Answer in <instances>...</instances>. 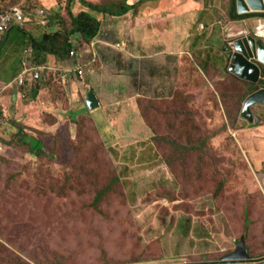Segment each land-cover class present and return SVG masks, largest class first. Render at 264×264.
Instances as JSON below:
<instances>
[{"label":"rangeland","instance_id":"rangeland-1","mask_svg":"<svg viewBox=\"0 0 264 264\" xmlns=\"http://www.w3.org/2000/svg\"><path fill=\"white\" fill-rule=\"evenodd\" d=\"M82 5L76 1L73 12L89 9ZM17 6L26 15L21 28L28 35L15 28L0 39V264H121L136 253L147 260L159 255V238L174 241L175 257L183 249L181 254L196 249L191 260L216 257L220 249L235 247L247 218L252 236H245L246 246L264 252V131L257 127L264 125V106H251L259 123L240 117L249 94L238 109L245 85L226 72L230 55L223 53L243 34L238 31L244 24V34L256 36L263 18L234 21L225 13L220 44L205 49L210 58L204 51L213 64L224 63L223 74L210 71L204 81L197 60L198 71L185 68L191 81H180L178 96L167 98H156L161 92L154 91L160 83L167 88L166 80L173 83L164 62L126 58L119 47L125 39L115 41V29L102 28V36L117 43L97 50V64L115 74L130 71L141 94L133 98L158 152L125 172V158L107 146L93 119L81 115L89 112L87 105L83 110L81 100L70 103L61 96L50 103L59 94L55 79L43 94L40 89L51 78L46 74L32 88L8 86L29 61V35L42 39L71 23L68 0H0V13ZM89 55L85 60H94ZM57 114L63 115L55 125ZM19 130L42 141L41 157L20 143ZM109 172L121 184L113 185ZM100 190L105 192L97 200Z\"/></svg>","mask_w":264,"mask_h":264},{"label":"crops","instance_id":"crops-1","mask_svg":"<svg viewBox=\"0 0 264 264\" xmlns=\"http://www.w3.org/2000/svg\"><path fill=\"white\" fill-rule=\"evenodd\" d=\"M138 1L129 0V3L134 4ZM225 1H229L227 6H224L223 2L219 5L221 0H153L144 2L138 8L132 9L123 16H112L91 9H82L81 12L89 11L92 13L102 21V28L115 29L117 34L115 41H117V38L125 39V41L122 40L126 45L122 49V54L126 58L164 62L163 65L167 67V70H171L170 74L173 83L169 84L168 80H166L169 85L167 88L164 83H160V85L155 86L154 91L156 93L161 92V95L156 98H167L178 92L177 87L180 85V81H182V84L191 81L190 76L185 73V68L189 67L198 71L194 66L197 64V60L199 64H203L201 66V76L204 81H207L206 74L208 71L216 72L218 75L223 74L224 63H222L223 66L213 64L211 59L204 57V51L209 47L215 48L217 43H219L220 35L222 34L219 30L223 28L221 23L224 19V14H229L230 12L231 0ZM203 21L209 23L208 26ZM261 23L263 24L264 21ZM244 26L238 33L246 32V24ZM224 29H227V27H224ZM204 30H206L205 34H202L201 31ZM212 30L214 31L212 32ZM115 41L102 36L101 32L96 41H94L95 43L97 42L95 47H92V45L87 47V55H92V53H89L90 51L98 55L99 49L104 52V49H108L107 45L110 44L114 48L117 43ZM231 51V47L228 49L224 48L223 53L226 58L231 55ZM25 53L29 59L28 62H33L30 52L27 50ZM205 53L206 57L210 58L211 55L207 56L208 50ZM92 60L82 61L86 68V74L83 80H79L72 71L77 63L75 60H63L54 56L49 57L50 65L54 67L53 70L60 73L64 83V92L67 94L70 103H75V100L79 99L81 100L80 102H83L79 108L84 109L88 92L90 90L95 92L99 100V106L93 111L89 110L88 115L94 120L107 146L115 150L117 152L115 154L120 156V158H125L121 162L125 172L129 171V168L130 171H133V169L137 168L141 157H150V154L158 156V152L151 140L150 129L145 125L138 105L133 98L134 95L136 98L141 94H136L132 86L130 71L125 70L115 74L104 63L100 65L97 64L98 60L96 62L93 60L92 64ZM218 61L222 62L221 60ZM28 62H24L23 67ZM3 63L4 61L2 62L0 59V74L3 72ZM206 65L208 68L203 70V66L206 67ZM226 67L228 70L229 64ZM45 74L48 75L44 73L43 78L46 76ZM18 75L15 74V78ZM157 77L159 82L164 80L163 76L159 77L158 75ZM0 85L2 84L0 83ZM48 88L47 79L45 84L42 85L40 92L43 94L44 91H48ZM171 93L173 95H170ZM50 103H54V101ZM44 107L50 108L48 105ZM259 122H261L260 119ZM257 127L263 128L264 131V125ZM127 157H130L131 160L127 161ZM132 163L134 166H131ZM262 179L261 185L264 189V177ZM158 240L160 241L158 244L159 255L157 257L144 260L143 262L127 264H180L185 261L201 260L187 259L189 256L198 255L195 253L196 249L191 254H186L185 252L181 254L184 249L179 250L181 252H178L179 255L175 257L177 253L172 248L174 241L170 239L165 243L160 238ZM233 249L229 246L226 251ZM220 252V255L225 253L222 249H220ZM263 253H253L251 255L260 256ZM212 254L214 253H211L209 257L204 256V258L213 260L220 256L210 257Z\"/></svg>","mask_w":264,"mask_h":264},{"label":"trees","instance_id":"trees-1","mask_svg":"<svg viewBox=\"0 0 264 264\" xmlns=\"http://www.w3.org/2000/svg\"><path fill=\"white\" fill-rule=\"evenodd\" d=\"M76 1H81L84 6L87 8L94 10L96 12L104 13V14H109L112 16H123L127 14L129 11L132 9L138 8L140 5H142L144 2L147 1H153V0H139L137 3L130 4L129 0H108L105 3L103 2H95L91 0H68V12L69 16L71 19V23L68 25V28L66 29L62 28L59 31H56L55 33L52 34H46L42 39L35 38L31 34L29 35V45L30 49L32 50V61L36 66H51L49 57L54 56L59 59H71L74 61V59L71 57V52L74 49H81L84 45L92 44L95 39L98 38L102 31L103 23L101 20H99L97 17H95L92 13L89 11H82L79 14H75L73 12V4ZM13 7H11L9 10H5V12H1L0 15L6 14L11 12ZM230 19L231 20H241L245 18H251V17H259L264 19V12L263 13H245V14H237L235 11V0H231L230 3ZM49 19L52 21V19L49 17ZM15 28H12L10 31L7 32V34L11 31H13ZM19 31L26 33L28 35V32L22 28H18ZM4 35V34H3ZM2 35V36H3ZM1 39V37H0ZM76 39L79 41L77 42ZM94 58V54H92ZM206 67L203 66V70L207 69ZM47 76L51 77L49 80V88L54 87L55 82L57 81V87L55 86V89H57L58 96H54L53 101L56 102L58 97L61 96L63 98H67L66 94L64 93V83L62 82V79L60 77V73L52 70H46ZM226 72L231 73L232 77L239 79L241 82L244 83L245 85V91L242 93V95L237 99V104H238V109L240 108L241 102L244 100L247 94H250L258 89V85L248 83L246 81L241 80L238 78L236 75H234L232 72H229L226 67ZM209 73V71H208ZM54 79L56 81H54ZM39 94V90H36V96ZM178 92L176 95L178 96ZM175 97V96H174ZM62 98V99H63ZM84 110V109H83ZM237 111L235 112V116H237ZM63 114H57L55 116L56 118V123L55 125L58 124L57 121L60 120V117ZM81 115H86L89 117L88 112L83 111ZM90 118V117H89ZM54 126V125H53ZM50 126V127H53ZM19 137H21V144L23 145H28L29 146V153L36 156V157H41V155L44 153L42 141L28 136L26 132H22L19 130L18 132ZM27 137L29 140H27ZM201 143H204L203 140H201ZM7 144V143H6ZM175 147L178 148H183L187 150L184 146H180L178 142H175L174 144ZM187 147V146H186ZM1 149L3 147L1 146ZM1 151V150H0ZM1 160V158H0ZM167 161V158H166ZM170 163V161H169ZM168 166V165H167ZM111 172L108 173V176H111ZM112 183L113 185L115 184H121L120 178L112 175ZM104 190H100L99 194L97 195V200L100 199L103 194ZM249 219H245V224L244 228L242 230V236L241 238H248L249 233H248V225H249ZM250 236H252L250 234ZM249 236V238H250ZM245 242V239H244ZM246 245V242H245ZM249 250L250 254H256V253H261V251L257 250H250V246L247 247ZM264 250V249H263ZM263 252V251H262ZM137 254V253H136ZM136 254H131L128 260L126 259L125 262L121 264H127V263H137V262H143L146 259H143L140 257V254H138V257ZM116 264V263H112Z\"/></svg>","mask_w":264,"mask_h":264},{"label":"water","instance_id":"water-1","mask_svg":"<svg viewBox=\"0 0 264 264\" xmlns=\"http://www.w3.org/2000/svg\"><path fill=\"white\" fill-rule=\"evenodd\" d=\"M237 14L263 13L264 0H235ZM231 47L229 72L248 83L258 85V89L250 93L244 100L240 117L249 123H258V116L254 115L251 106H264V41L262 39L242 34L236 37ZM91 111L99 106V100L93 90L87 94L85 101ZM180 264H264V255L252 256L245 245L244 238L236 242L233 250L218 256L213 260L203 258L201 261L182 262Z\"/></svg>","mask_w":264,"mask_h":264},{"label":"built area","instance_id":"built-area-1","mask_svg":"<svg viewBox=\"0 0 264 264\" xmlns=\"http://www.w3.org/2000/svg\"><path fill=\"white\" fill-rule=\"evenodd\" d=\"M27 21L26 15L24 13V10L17 6L12 9L11 12L0 15V37L4 33H7L12 28H20L24 25V23ZM256 36L264 37V23L261 22L258 23L256 26ZM95 42H93L91 45L92 47H95ZM90 46V45H88ZM120 49H123V45L119 44ZM125 48V44H124ZM30 56H32V50L29 51ZM88 53V50H82V49H74L71 52V57L77 62L76 66L72 69V71L76 74L77 78L79 80H83L85 74H86V68L85 65L82 63V61L85 60L86 54ZM89 53H93V51H90ZM94 54V61L97 60V54ZM54 67L51 66H36L33 62H28L24 69L20 72V74L10 83L8 86H11L12 84H16L18 87H33L34 83L39 82L44 75V72L46 70H53ZM1 150V146H0ZM226 249H222V251H225Z\"/></svg>","mask_w":264,"mask_h":264},{"label":"flooded vegetation","instance_id":"flooded-vegetation-1","mask_svg":"<svg viewBox=\"0 0 264 264\" xmlns=\"http://www.w3.org/2000/svg\"><path fill=\"white\" fill-rule=\"evenodd\" d=\"M229 48H230V47H229ZM225 49H228V47H225ZM224 252L226 253V252H228V251H224ZM263 255H264V253H263ZM201 260H202V259H201ZM201 260H199V261H201Z\"/></svg>","mask_w":264,"mask_h":264},{"label":"clouds","instance_id":"clouds-1","mask_svg":"<svg viewBox=\"0 0 264 264\" xmlns=\"http://www.w3.org/2000/svg\"><path fill=\"white\" fill-rule=\"evenodd\" d=\"M21 28V27H20ZM98 57V56H97ZM97 61V60H96ZM51 67H53V66H51ZM52 71H54V70H52ZM44 73H47L46 71L44 72ZM15 79V78H14ZM42 80V79H41ZM226 251V250H225ZM224 252V251H223Z\"/></svg>","mask_w":264,"mask_h":264}]
</instances>
